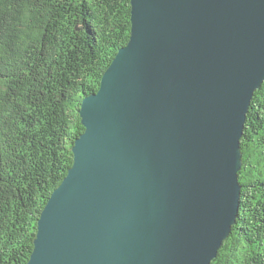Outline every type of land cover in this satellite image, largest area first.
I'll return each mask as SVG.
<instances>
[{"label":"water","instance_id":"1","mask_svg":"<svg viewBox=\"0 0 264 264\" xmlns=\"http://www.w3.org/2000/svg\"><path fill=\"white\" fill-rule=\"evenodd\" d=\"M26 264H211L238 218L264 0H130Z\"/></svg>","mask_w":264,"mask_h":264},{"label":"trees","instance_id":"2","mask_svg":"<svg viewBox=\"0 0 264 264\" xmlns=\"http://www.w3.org/2000/svg\"><path fill=\"white\" fill-rule=\"evenodd\" d=\"M130 9V0H0V264L28 261L84 131L82 99L126 45ZM240 146L238 218L211 264H264V82Z\"/></svg>","mask_w":264,"mask_h":264},{"label":"bare ground","instance_id":"3","mask_svg":"<svg viewBox=\"0 0 264 264\" xmlns=\"http://www.w3.org/2000/svg\"><path fill=\"white\" fill-rule=\"evenodd\" d=\"M23 67V66H22ZM10 78V77H9ZM11 79V78H10ZM14 79V78H13ZM16 140V139H15ZM17 143V142H16ZM21 144V143H20ZM18 148V147H17ZM23 151V150H22ZM2 152V151H1ZM1 154V153H0ZM7 157V156H6ZM10 158V157H9ZM14 158V157H13ZM16 161V160H15ZM24 161H26V160H24ZM3 164V163H2ZM24 167V166H23ZM17 168V167H16ZM3 170V169H2ZM13 170V169H12ZM15 170V169H14ZM24 172V171H23ZM18 174V173H17ZM9 175V174H8ZM12 176V175H11ZM2 177V176H1ZM7 177V176H6ZM5 177V178H6ZM226 240V239H225Z\"/></svg>","mask_w":264,"mask_h":264}]
</instances>
